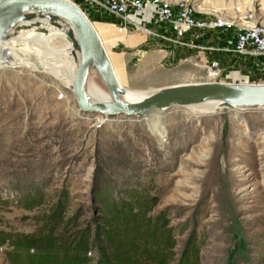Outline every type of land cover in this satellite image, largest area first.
Listing matches in <instances>:
<instances>
[{
    "label": "rangeland",
    "instance_id": "rangeland-1",
    "mask_svg": "<svg viewBox=\"0 0 264 264\" xmlns=\"http://www.w3.org/2000/svg\"><path fill=\"white\" fill-rule=\"evenodd\" d=\"M183 1L198 13L234 20L254 10L264 21V0ZM91 24L120 86L136 96L209 82L213 62L223 83L264 84L261 59L214 50L222 33L193 34L169 46L147 24L120 26L111 17ZM89 82L108 95L96 70L86 89ZM153 115L160 118L156 128L152 115L80 113L73 93L46 72L0 70V264L22 258L35 264L32 256L49 255L81 260L83 253L87 264H100L118 251L128 264H264V107H224L211 116L178 107ZM133 188L154 198L149 216L161 221L162 240L102 239L100 193L118 199ZM38 192L39 209L20 207Z\"/></svg>",
    "mask_w": 264,
    "mask_h": 264
},
{
    "label": "water",
    "instance_id": "water-1",
    "mask_svg": "<svg viewBox=\"0 0 264 264\" xmlns=\"http://www.w3.org/2000/svg\"><path fill=\"white\" fill-rule=\"evenodd\" d=\"M46 19L56 26L59 19L70 26L67 35L79 53L73 80V96L78 111L102 118H138L144 120L156 112L178 107H189L208 101H221L229 109L264 107V84H228L201 82L157 89L136 102L120 99L125 90L118 85L112 66L91 22L69 0H0V43L18 23ZM94 67L109 94L108 101L90 102L86 92L90 67Z\"/></svg>",
    "mask_w": 264,
    "mask_h": 264
},
{
    "label": "built area",
    "instance_id": "built-area-1",
    "mask_svg": "<svg viewBox=\"0 0 264 264\" xmlns=\"http://www.w3.org/2000/svg\"><path fill=\"white\" fill-rule=\"evenodd\" d=\"M91 20L118 19L120 26L147 24L149 34L161 43L182 46L185 36L222 33L220 53L232 52L250 60L261 59L264 66V22L256 12L232 19L223 15L198 13L183 0H69ZM139 16V21L135 17ZM210 82H221L219 64L208 70Z\"/></svg>",
    "mask_w": 264,
    "mask_h": 264
},
{
    "label": "bare ground",
    "instance_id": "bare-ground-1",
    "mask_svg": "<svg viewBox=\"0 0 264 264\" xmlns=\"http://www.w3.org/2000/svg\"><path fill=\"white\" fill-rule=\"evenodd\" d=\"M92 27L102 43L99 31L94 25ZM68 29H70V26L62 19L57 21L56 26L51 25L46 19H33L18 23L8 33L7 39L0 43V70L6 67L13 69L25 67L37 72L44 71L60 82L65 90L73 93V80L79 60V53L73 48L72 41L66 33ZM49 37H52V40H46ZM57 42L60 46H55ZM91 70H95V68L92 66L89 71ZM118 85L120 86L119 82ZM86 92L88 93L90 102L109 100V94L107 95L93 82H89ZM121 97L122 101L128 103L136 102L143 98L127 90H125V94ZM224 107V103L221 101H208L189 106L188 109L198 115L211 116L223 110ZM159 119V116L152 115L148 120L153 122V128H156Z\"/></svg>",
    "mask_w": 264,
    "mask_h": 264
},
{
    "label": "trees",
    "instance_id": "trees-1",
    "mask_svg": "<svg viewBox=\"0 0 264 264\" xmlns=\"http://www.w3.org/2000/svg\"><path fill=\"white\" fill-rule=\"evenodd\" d=\"M43 195L38 192L32 197L25 198L20 207L27 211H33L35 208H40L42 205ZM154 207V198L150 195L149 191L142 189H128L123 193V198L115 199L108 190H104L100 193L98 198L97 220L100 222L102 231L100 237L102 239L105 236L113 235L118 239H126L129 237H138L143 239L144 235H160L159 239L162 240V234L159 231L160 220L150 219V212ZM98 230V229H97ZM141 237V238H140ZM85 239L83 251L87 252L90 245L89 241ZM102 252L101 247H99ZM78 251V248H77ZM83 259L77 257L74 260L66 259L63 256L61 258L49 256H32L35 264H87L89 259L86 258V253ZM106 259V258H105ZM103 260V259H102ZM100 261V264H128L125 254L120 252H110L109 257L106 260ZM149 259L145 261L139 260L133 261L129 264H152ZM148 262V263H147ZM18 264H27L25 259L19 260Z\"/></svg>",
    "mask_w": 264,
    "mask_h": 264
},
{
    "label": "crops",
    "instance_id": "crops-1",
    "mask_svg": "<svg viewBox=\"0 0 264 264\" xmlns=\"http://www.w3.org/2000/svg\"><path fill=\"white\" fill-rule=\"evenodd\" d=\"M209 35H210V34H209ZM214 40H215V42L217 41L216 39H213V38H212V39L208 40V42H213ZM217 42H218V41H217ZM217 42H216V44H215V45H216V46H215V49H214L215 51H216V49H217L218 47H220L221 44H222V42H221L220 45H217V44H219V42H218V43H217ZM169 46H170V44H169ZM217 52H218V51H217ZM249 60H250V59H249ZM250 61H251L252 63H256L255 60H250Z\"/></svg>",
    "mask_w": 264,
    "mask_h": 264
}]
</instances>
